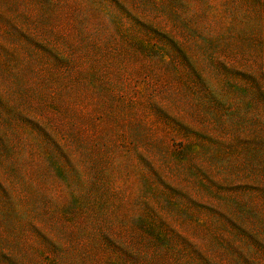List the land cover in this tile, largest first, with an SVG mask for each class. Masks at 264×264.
<instances>
[{"label":"rangeland","instance_id":"1","mask_svg":"<svg viewBox=\"0 0 264 264\" xmlns=\"http://www.w3.org/2000/svg\"><path fill=\"white\" fill-rule=\"evenodd\" d=\"M0 264H264V0H0Z\"/></svg>","mask_w":264,"mask_h":264}]
</instances>
